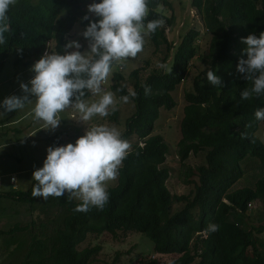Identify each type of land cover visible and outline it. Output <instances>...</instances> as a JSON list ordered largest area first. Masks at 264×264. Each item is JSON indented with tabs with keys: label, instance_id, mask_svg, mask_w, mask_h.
Listing matches in <instances>:
<instances>
[{
	"label": "trees",
	"instance_id": "obj_1",
	"mask_svg": "<svg viewBox=\"0 0 264 264\" xmlns=\"http://www.w3.org/2000/svg\"><path fill=\"white\" fill-rule=\"evenodd\" d=\"M80 4L81 0H17L7 13L10 30L5 33L6 43L0 44V72L16 47L20 49L19 62L23 60L27 66L49 51L52 42L51 51L63 54L68 36L77 23L87 27L90 21H98L82 11ZM161 5L172 7L168 0H148L144 23L146 26L153 19L165 20L166 26L150 33V38L156 50L166 46L164 62L171 59L173 74L157 73L135 85L133 99L137 111L122 134V139L131 144V150L119 169L118 185L108 191L109 206L106 204L103 210L93 207L87 213H74L73 209L81 202L69 199L67 193L60 198L49 197L46 210L58 208L62 213L59 221H55L57 228L53 234L45 233V238L33 236L30 244L28 238L19 240L18 234L33 232L39 215L27 226L18 224L10 231H0V237L12 236L10 246L16 247L14 251L24 252L29 248L21 264H95L102 252L101 245L78 250L90 234L108 233L117 237L118 233L129 232L147 234L158 254L182 255L172 264H264V241L261 239L264 227H253L245 215L238 212L241 207L247 211L262 195L264 198V177L257 181L255 188L234 190L244 177L241 161L247 156L260 158L264 169V143L256 136L264 121L255 118L256 110L264 108V95L243 100L241 92L251 84L237 71L240 59H247L243 55L246 45L241 43L242 38L264 32V0H191V6L202 14L212 36L211 66L196 79L194 92L186 96L188 106L182 122V138L178 142V156L185 164L193 153L206 150L209 168L202 171L205 179L199 193L198 213L185 210L172 216L163 201L169 194L164 181L167 171H162L164 179L159 185L153 181L159 166L165 163L169 146L161 134L153 132L161 110L173 111L177 107L172 94L187 80L193 61L201 54L198 42L202 33L199 29H191L174 45L166 36L174 17L169 19L157 12ZM86 15L90 21L83 19ZM209 70L222 79L223 87L208 83ZM140 72L142 68L134 70L132 77L138 80ZM114 77L118 85L113 86V91L126 96L127 91L120 86L122 76ZM145 86L151 89L148 95H145ZM90 97L87 93L85 99ZM133 134L138 138L136 143L128 140ZM4 196L30 204L38 199L32 197V190L14 191ZM225 198L232 199L235 205L228 206ZM183 199L168 195V202ZM240 199L244 202L239 203ZM204 200L206 202L201 203ZM32 212L34 216V208ZM209 224L218 225L219 230L206 232ZM83 252L86 253L83 255ZM146 264H160V261L153 259Z\"/></svg>",
	"mask_w": 264,
	"mask_h": 264
},
{
	"label": "rangeland",
	"instance_id": "obj_2",
	"mask_svg": "<svg viewBox=\"0 0 264 264\" xmlns=\"http://www.w3.org/2000/svg\"><path fill=\"white\" fill-rule=\"evenodd\" d=\"M152 0H150L151 2ZM172 7L164 5L159 6L156 10L159 13L164 14L166 18L174 17L173 25L170 26L166 32V36L170 42L177 45L185 34L191 29L201 30V38L198 44L201 47V54L197 57L190 68V72L187 80L180 85L172 94L177 107L173 111L160 112V119L155 124V130L153 134H161L164 137L165 143L169 146V150L166 153L165 163L159 166V172L153 177V181L157 185L164 179L162 171H167V178H165V186L169 192L168 195L177 197H183V201L168 202V195L163 199L167 204V210L169 216L173 214L183 212L185 210L194 211L198 213L199 207V193L200 189L204 186L203 180L205 174L203 170L209 168L207 151L202 150L197 153H193L191 157L184 164L180 161L178 156V142L182 138V122L185 116V108L188 106L186 96L189 93L194 92V84L196 79L207 68L211 66V60L209 59L212 36L208 33L204 18L202 14L191 6V0H168ZM94 0H81L80 9L86 11L92 19H98L93 14L88 12V6L93 3ZM96 3H99L95 0ZM67 13L62 16L65 17ZM165 20L162 27H165ZM86 26L77 23L71 33L68 36V43L71 41L79 42L82 47L80 51L82 53L90 51L88 47V41L83 37L82 33L86 30ZM54 45V42L50 43ZM52 47V46H51ZM53 48V47H52ZM70 49L69 51H74ZM20 49L16 47L7 59L4 72L0 75V105L4 101L5 97L10 94L12 90H17L15 96L23 97L25 93L22 91L21 83L28 84L34 73L30 71L35 63L31 65V68H26L22 64L16 66L15 60L19 58ZM48 52V51H47ZM50 52V51H49ZM51 54V52L49 53ZM166 46H161L156 50L153 44L150 33L145 35V44L143 51L138 53L136 58H129L126 62L115 63L112 67L110 75L106 83L102 85L105 91H111L114 93L116 100V110L110 111L109 116L99 117L94 116L87 124L80 121V114L75 109L69 108L58 114V119L61 120L60 125L55 130L44 129L43 133L49 136L50 142L42 143L44 148L36 151L37 147L32 139L25 140V134H17L16 132L7 134L8 129H0V144L3 146L0 149V181L5 184L4 188L8 192L11 191L10 186L11 178L16 177L18 180V189L22 192H29L32 190L35 181L33 180V173L36 169L42 168L43 163L47 157V149L49 147L66 146L69 143L75 144L76 140L83 136L88 127H92L98 124H107L109 127L116 126L121 134L125 133L126 125L137 111L136 103L134 102L131 92H135V85L137 81L143 83L146 82L151 75L167 72L168 75H172V69L170 68L171 59L164 62L166 57ZM160 64H166L167 69L158 67ZM142 68L138 80L132 77L134 70ZM15 73L22 76H14ZM115 75H121L123 82L121 87L125 88L129 101L124 103L121 101V95L119 92L113 91V86L118 85L115 80ZM30 87V85H29ZM99 99V97H91L89 102ZM32 104H28V108H33L35 105V99L33 98ZM32 110V109H31ZM0 122L13 118V115L17 113L5 112L1 107ZM25 111V110H24ZM24 111H18V116ZM17 128V127H16ZM61 138L63 141H61ZM256 136L260 141L264 143V126L260 125ZM57 137L56 141L51 140ZM19 140V143H12ZM128 140L132 143H136L138 138L136 135H131ZM142 145V142H140ZM124 163H122L123 165ZM241 166L244 170V177L236 183L234 190L243 188H255L257 181L264 177V169L262 168L260 158L256 156H247L241 161ZM121 168V167H120ZM119 183V175L115 181H107V191L116 187ZM1 192V191H0ZM14 192V191H12ZM4 193V192H1ZM258 198L256 201L248 206L247 211L241 207L238 212L242 213L246 217V221L249 222L255 228L264 227V198ZM76 202L79 200L73 199ZM206 200L201 201L205 203ZM224 202L228 206H234L235 202L230 198H225ZM238 202V201H237ZM244 200L240 199L239 203H243ZM109 203H107V207ZM35 209V215L33 216L32 209ZM48 200L45 201L42 197L38 198L35 204L17 202L8 198H0V231H10L16 225L21 224L27 226L37 219L35 228L32 233L18 234L19 240L28 238L29 244L32 241L33 236L39 238H45L44 234H53L57 228V222L62 216L61 211L57 209H48ZM40 210H44V213H40ZM46 210V211H45ZM237 215L233 217V221ZM169 218V217H168ZM169 220V219H168ZM57 221V222H55ZM147 229V225L143 226ZM205 235V232H204ZM261 239L264 241V233L261 234ZM12 236L0 237V264H21L24 260L29 248L24 252H17L15 246H10ZM97 245L102 246V252L98 255L95 264H113L118 257L116 264H146V261L153 259L159 260L160 264H172L175 263L182 255H168L158 254L154 251V243L148 237L147 234L142 232H129L125 235L118 233L117 237H113L108 233L103 235L90 234L87 241L78 246L79 251L86 250L89 247H95ZM86 252H83V255ZM195 255V254H193ZM199 258V256H197Z\"/></svg>",
	"mask_w": 264,
	"mask_h": 264
},
{
	"label": "clouds",
	"instance_id": "obj_3",
	"mask_svg": "<svg viewBox=\"0 0 264 264\" xmlns=\"http://www.w3.org/2000/svg\"><path fill=\"white\" fill-rule=\"evenodd\" d=\"M17 0H0V44L6 43L5 33L10 30L7 13ZM88 12L98 18L90 21L82 33L88 41L90 51L82 53V45L71 41L65 45L63 54L45 52L30 69L34 77L28 84L21 83L23 97L10 96L0 105L5 112L22 110L26 105L32 108L34 120L42 121L47 130H55L61 120L58 114L72 108L80 114V121L87 124L94 116L107 117L116 110L114 93L102 87L108 80L113 64L136 58L143 51L145 35L155 33L164 20L153 19L144 23L148 15V0H95L88 6ZM246 45L237 66V71L250 82L251 87L241 92L243 100L264 95V32L242 38ZM75 49L74 51H69ZM158 67L167 69L166 64ZM208 83L223 87L222 79L214 71L207 72ZM30 85V87H29ZM145 86V95L150 94ZM87 93L99 99L89 102ZM135 96L134 92L130 93ZM127 103L129 96H122ZM4 115V113H0ZM255 118L264 121V108L257 109ZM131 150V144L122 139L116 126L98 124L88 127L86 133L75 144L49 147L42 168L33 173L36 181L32 197L60 198L67 193L69 199L81 201L74 213H87L91 208L103 210L109 201L106 182L115 181L119 169ZM16 183L15 177L12 178ZM219 226L209 224L206 232H216Z\"/></svg>",
	"mask_w": 264,
	"mask_h": 264
},
{
	"label": "crops",
	"instance_id": "obj_4",
	"mask_svg": "<svg viewBox=\"0 0 264 264\" xmlns=\"http://www.w3.org/2000/svg\"><path fill=\"white\" fill-rule=\"evenodd\" d=\"M51 46L53 47L54 45H50V49H49L50 52H52L51 51L52 50ZM49 51H48V53H50ZM9 57H10V55H9ZM6 63H7V60L5 62L4 67L1 69L0 75L4 72V68L6 66ZM20 64L25 66L27 69L31 68V65L27 66L25 64V61L22 60V61L19 62V58L17 56V58L15 60V65L18 66ZM14 76L20 77L22 75L15 73ZM16 93H17V90H12L10 92V94L5 97V99L10 97V96L15 95ZM2 104H3V101L1 103V105ZM27 106L28 105H26L24 109L20 110V111H24V110L25 111L23 113H21L19 116H18V111H19L18 110L17 113H15L13 115L12 119L9 118V119H5V120L1 121L0 122V129L7 128L8 129L7 134L12 133V131L16 132L17 134H25L26 135L25 140L32 139L34 141V143H35V146L37 147L36 151H39L40 148L41 149L44 148L42 143L50 142L49 141L50 138H49V136H47L46 134L43 133V130L46 129V127L44 126V123L42 121H39V122L35 121L34 117H33V114H32V111H31L32 108H28ZM1 112L2 111H1V107H0V113ZM62 137H63V135L61 137H59V138L61 139ZM61 141H63V140L61 139ZM19 142H20L19 140H17L16 142L12 141V143H19ZM2 147L3 146H1V144H0V149ZM12 178H11L10 186H7V187H10L11 191L8 192L6 189H0L1 192H4V193L0 192V198H8V197H6L4 195H6L7 193H11L12 191H20L18 189V186H19L18 180L16 179V183H13L12 182ZM4 187H5V184L0 181V188H4ZM8 199H10V198H8Z\"/></svg>",
	"mask_w": 264,
	"mask_h": 264
},
{
	"label": "built area",
	"instance_id": "obj_5",
	"mask_svg": "<svg viewBox=\"0 0 264 264\" xmlns=\"http://www.w3.org/2000/svg\"><path fill=\"white\" fill-rule=\"evenodd\" d=\"M15 180H16V178H15ZM13 182V181H12Z\"/></svg>",
	"mask_w": 264,
	"mask_h": 264
}]
</instances>
